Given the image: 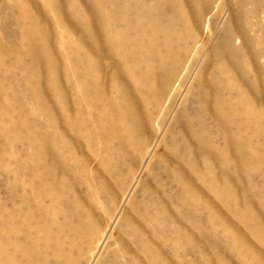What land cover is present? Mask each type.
<instances>
[{"label":"rangeland","instance_id":"obj_1","mask_svg":"<svg viewBox=\"0 0 264 264\" xmlns=\"http://www.w3.org/2000/svg\"><path fill=\"white\" fill-rule=\"evenodd\" d=\"M142 1L145 11L159 15L155 0ZM107 2L0 0V264H264V94L254 106L256 126L246 130L240 68L223 62L247 44L240 66L244 62L250 74L255 59L264 69V0L166 3L176 19L170 27L175 43L168 46L165 17L156 45L141 42L143 55L157 48L167 64L149 78L148 94L136 96L143 121L132 134L128 120L118 134L110 126L90 130L88 103L98 80L93 15L99 7L108 21ZM123 74L135 93L141 81ZM217 85L226 88L224 100L238 97L237 164L230 152L218 157L223 137L209 118L210 154L225 176L206 168L202 180L200 166L190 165L189 181H181L176 160L187 159L178 155H186L188 145L180 117L189 118L199 137L200 100ZM170 86V106L177 104L167 121L158 97ZM257 88L264 91V83Z\"/></svg>","mask_w":264,"mask_h":264},{"label":"bare ground","instance_id":"obj_2","mask_svg":"<svg viewBox=\"0 0 264 264\" xmlns=\"http://www.w3.org/2000/svg\"><path fill=\"white\" fill-rule=\"evenodd\" d=\"M109 1L110 3L107 2L109 4L108 11H106V9L104 8L109 17L105 19H108V21L103 20L104 14L102 11L99 10V7L97 8L96 11H94V15H93L97 26V30L94 31L93 33L94 35L92 37L93 43L96 45V47L93 50V59H94L93 61L96 62L97 64V69H95V72L97 74L95 75L94 78H97L98 80L97 82L96 81L94 82L95 95L88 103V106L91 107V111L93 113V120L91 122L93 125H91L90 130L95 132H100L105 128V126H110L112 131H115L118 134L124 128V122L128 120L130 127L128 128L127 132H130V134H132L135 130L139 128L141 120L143 121V119H141V116L138 115V111H140L139 109L140 107L135 98L136 96L139 97V95L140 97H143L148 94L149 92L148 83L150 81L149 78L152 79L153 77L156 78V70L160 66H163L165 62L164 61L165 56L162 53H160V51L156 47H155L156 54L154 53L149 54V57L143 55L146 54V52L144 51L145 48L143 50L142 46L144 47V45L141 46V42H143L144 39L146 38L149 39L154 46L156 45L155 38L158 35L157 31H159V27L160 28L165 27V25H162V23L165 21L164 20L165 17L167 18V27H165L168 32V35H166L168 38L167 42H168V46H171L174 42V35L170 31L171 30L170 27L174 25V20L176 19H174L173 10L171 14V10H170L171 7L168 4H166L171 0L154 1V5H155L154 10L160 9V13L158 16L151 15V12L145 11L146 9L144 10L141 6H139L138 5L139 0H136L137 3L134 5L137 6L135 7L131 5L130 0H109ZM159 3L161 5L158 8ZM157 25H158V30H156V32L154 31L153 34L150 32L152 35L149 36L148 33L146 32L148 26H152L154 28ZM143 29L145 31H143ZM117 34L122 35L121 41L117 40L119 38L117 39L115 38L117 37L115 36ZM162 38L165 37L163 36ZM247 47H248L247 44H243L241 51H239L240 50L239 48L238 50L235 51V53H231L228 57L224 56L223 62L225 63L226 67L228 66L227 69L233 68L235 72L238 71V69L236 70V66L240 68V73L236 77L239 83L238 86L242 91L241 96L244 95L245 97L243 98L244 99L246 98V101L248 102L246 109L248 113L245 116L247 117L250 116L249 117L250 119L248 120V125L246 126V130H250L255 128L256 126V124L252 121V116L255 111L254 106L257 102V99L260 96L262 97L264 94V91H261L257 88L259 83H264V69L263 66H261V64H258V62L254 61L255 59L252 61L250 74L246 71V67L243 66L244 62L240 66L242 60H245L248 54ZM239 54H242L243 57L240 56L241 58H238ZM167 55H169V53H167ZM245 63L247 64V61ZM143 65L146 67L144 70L141 71L140 68ZM194 69H197V67H195ZM121 70L126 73L127 76L125 77L129 79L130 78L133 79V80L130 79L131 81L139 80L138 84L141 81V87L138 90H136L135 93L131 90V88L128 86L127 83H124L122 77V75H124L123 74L124 72L122 73ZM194 72L192 73L191 77L193 76ZM166 79L168 78H163V80ZM106 80H110L109 82L110 85L109 86L105 85L104 88L103 85ZM186 80L187 82L184 83V85L181 84L182 88L184 89L187 87V85L190 82V79L187 78ZM165 83L167 84V82ZM138 84L137 86L140 85ZM171 86L167 91L165 90L163 91L166 92V94L164 93L165 94L164 96L160 97L161 95H159L158 97L162 99L160 109L163 108L164 110L166 109L167 112H169V116L166 118L167 121L174 113L177 104L176 103L175 105L173 104L170 106L171 99L172 101H174L171 95ZM183 92L184 91H182L181 94ZM207 92L208 94L206 95L203 94V97L200 100L201 105L199 111L201 114L198 116V127L196 131L199 134V137H196L194 135L195 131L191 129L190 126L191 123L189 124V118L186 115L180 117L182 120L181 123L179 122L181 124V129H180V135L182 138L181 140H183L182 141L184 142L183 144H185L186 146L188 145V150L186 151V155H181V154L178 155V157H180L182 160L184 159L185 156L187 157V159L183 161L176 160L179 162L178 163L179 167L176 168L175 172L178 179L184 182L189 181V177L185 170L187 167H190V165H198V167L200 166L199 172H200V178L202 180L205 177L206 168H214L217 171L216 173L219 179L225 176L223 165L215 166L214 163H217L215 161L217 157L212 156L210 154L212 152V150L209 149L210 137L205 132L208 127L207 126L208 121H206L207 119L208 120L212 119L214 124L217 126V132L221 134L220 136L223 137L224 144L220 148H218V154H219L218 157L224 159L225 153L230 152L232 153V156L230 157L229 161H233L232 163L237 164L236 158H238L240 155L238 152H240L239 150H241L240 148L242 145L240 144V139H239L241 130L237 128V123H235L236 119L239 117L241 112V111L239 112V108L236 104L238 97L231 96L234 94L233 93L228 97L229 100H224L222 96L226 92V88L222 85L212 86ZM86 98L88 97L86 96ZM178 98L180 99V97ZM239 100H241V98H239ZM124 101H126L127 105H125V107L123 108ZM205 114L207 115V117H205ZM231 115L232 116L234 115L233 116L235 119L234 121L233 118H231ZM251 141L252 139L250 137L248 139V144ZM154 148L155 145L152 147L150 152H152ZM250 148L249 150H251ZM250 152L249 155L247 156H250L251 154ZM246 159L248 158L246 157ZM183 162H185V164ZM234 169H235L233 170L234 173H236V170L238 173V169H236V166ZM172 174L174 175V169L172 171ZM222 183H223L222 181L221 183L219 182V189L222 188L223 185Z\"/></svg>","mask_w":264,"mask_h":264}]
</instances>
